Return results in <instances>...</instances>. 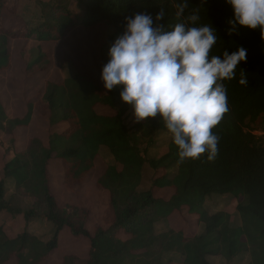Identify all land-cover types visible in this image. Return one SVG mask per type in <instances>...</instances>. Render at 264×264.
Here are the masks:
<instances>
[{"label": "trees", "instance_id": "1", "mask_svg": "<svg viewBox=\"0 0 264 264\" xmlns=\"http://www.w3.org/2000/svg\"><path fill=\"white\" fill-rule=\"evenodd\" d=\"M36 2L42 4L43 19L32 26L12 29L0 23V73L12 66L10 39L58 41L76 28L91 33L100 26L113 27L103 42L107 45L122 35L125 17L137 13L155 18L163 9L165 16L158 23L174 25L175 6L182 0H76L75 6L69 0ZM187 2L185 15L193 10L199 13L196 26L212 24L217 30L219 39L213 55L224 49H246V61L237 68L236 78L225 81L229 111L212 129L219 137L214 160L209 161L205 153L198 160L180 162L172 138L165 154L146 158L159 132L167 131L163 120L157 116L129 126V108L116 103L122 86L110 91L104 88L101 72L107 63L105 58L98 64L96 76L86 52L65 57L62 63L71 64L72 74L48 79L41 98L27 101L23 112H12L0 97V131L10 136V147L2 158L0 215H22L28 226L39 218L55 225L48 240L27 228L9 237L0 225V264H73L71 254L63 255L57 263L52 261L65 230L88 240L90 264H211L210 256H222L225 264H234L235 258L246 254L251 258L249 264H264V136L253 133L264 130V38L259 28L247 26H238L229 34L228 22L234 19V13L225 0ZM9 4V0H0V9ZM48 57L39 48L36 58L27 62V70L45 71ZM240 71H245L246 85L239 83ZM101 107L109 112L101 111ZM36 113L58 131L46 139L31 135L26 147L16 149V132L28 131ZM102 147L110 150L115 161L107 162L102 172L94 174L96 186L108 192L109 201L103 214L104 226L91 229V207L75 201L59 203L51 186L50 166L53 160L58 162L56 177L67 188L81 187L99 158L105 159ZM145 163L154 170L152 187L140 189ZM8 179L14 184L11 199L6 197ZM164 188L172 190L168 200L156 196L155 190ZM213 192L240 199V225L231 223L228 212L212 213L209 209L199 211L194 220L203 226L199 233L187 234L171 224L170 217L183 206L202 205ZM17 197H31L33 205L23 209L13 203ZM164 222L169 228L158 231ZM171 252L182 257L180 263L166 258Z\"/></svg>", "mask_w": 264, "mask_h": 264}, {"label": "clouds", "instance_id": "2", "mask_svg": "<svg viewBox=\"0 0 264 264\" xmlns=\"http://www.w3.org/2000/svg\"><path fill=\"white\" fill-rule=\"evenodd\" d=\"M234 13L229 34L238 26L259 28L264 38V0H225ZM176 23H158L165 16L137 13L125 17V29L108 51L101 79L106 90L122 86L123 102L133 109L134 120L162 119L178 147L180 162L217 154L219 137L212 131L229 111L225 81L236 78L237 68L246 61V49L213 55L218 43L211 24L196 26L197 10L185 15L187 0L176 6ZM169 28L171 30H169ZM239 83H248L245 71Z\"/></svg>", "mask_w": 264, "mask_h": 264}, {"label": "rangeland", "instance_id": "3", "mask_svg": "<svg viewBox=\"0 0 264 264\" xmlns=\"http://www.w3.org/2000/svg\"><path fill=\"white\" fill-rule=\"evenodd\" d=\"M8 7L0 9V23L5 26H11L12 29H17L24 24L32 26L34 23L43 19L42 4L36 0H9ZM48 2L49 0H42ZM72 6H75L76 0H69ZM113 27L105 28L100 26L91 33L82 32L79 29H74L64 39L58 41L40 42L36 38H18L10 39L9 47L12 52V66L10 69L0 73V97L6 103L7 108L13 111L23 112L26 108V103L29 100L37 101L41 98L45 83L48 79L58 80L64 76L72 74L71 64L63 62L65 57H77L79 51L90 55L89 66L94 75H98V64L103 62V58L108 62V51L114 43L103 45L108 34H112ZM39 48L45 50L48 54V64L45 71L34 72L27 70V62H31L36 58ZM78 50V51H76ZM61 65L59 69V66ZM62 71V72H61ZM71 73V74H70ZM160 120V119H158ZM127 124L130 125L128 118ZM58 131L57 127H51L47 119L40 117L36 113V118L28 131H17L15 144L16 149L21 150L26 147L28 137L31 135L39 136L46 139L51 133ZM10 136L5 132L0 131V179L2 178V158L10 147ZM149 148V147H148ZM11 151V150H10ZM101 154L105 159L99 158L91 177L81 187L69 189L57 179V161H52L50 172L52 176V190L56 194L60 204H65L68 201L80 202L83 205L92 208L88 225L91 229L96 226H104L103 214L107 208L109 194L106 190L96 186L95 175L102 172L107 162L114 163V157L107 147L101 148ZM161 155L156 152L155 155L150 151L145 153L146 158ZM143 168V178L140 189H149L152 187L154 170L148 163H145ZM95 174V175H94ZM6 197L11 199L14 193V184L11 179L7 181ZM156 196L168 200L172 195V190L168 188L156 189ZM240 199L232 194H219L217 192L209 193L202 205L199 206H183L178 212L170 217L171 224L176 229H184L187 234L199 233L203 230V226H199L197 221L199 211L209 209L212 213L217 211L228 212L231 216L233 225H240L242 217L237 209V204ZM34 199L31 197H17L13 203L21 206L23 209H29L33 205ZM12 221V222H11ZM0 225H3L9 237H15L17 234L27 228L30 232L39 236L43 240H48L53 236L55 225L48 222L46 219L39 218L33 221L29 226L22 216H12L5 212L0 215ZM28 226V227H27ZM167 222L160 223L158 231L168 229ZM61 242L59 248L53 255L52 261L57 263L65 254L74 256L73 264H90L88 262V240L77 238L69 231L61 232ZM166 258H174L176 263H180L182 257L175 253H167ZM211 264H225L227 260L222 256H210ZM251 258L249 254L244 257H237L233 260L234 264H249Z\"/></svg>", "mask_w": 264, "mask_h": 264}, {"label": "crops", "instance_id": "4", "mask_svg": "<svg viewBox=\"0 0 264 264\" xmlns=\"http://www.w3.org/2000/svg\"><path fill=\"white\" fill-rule=\"evenodd\" d=\"M116 103H117L118 107H128L129 108V111L126 115V118H128V121L130 122L129 126H133L136 121L134 120L133 109L131 108V106L128 105L127 103L123 102L121 100L120 96L117 98ZM100 110L103 112H106V113L109 112L107 110V108H103V107H101ZM171 138H172L171 133L168 130L167 131H160L158 134V137H156L154 143L150 146V148L148 150L153 155H155L156 152H160L161 155H158L157 157L156 156H152V157L158 158V157H161L163 154H165L168 151V142ZM18 216H22V215H18Z\"/></svg>", "mask_w": 264, "mask_h": 264}, {"label": "built area", "instance_id": "5", "mask_svg": "<svg viewBox=\"0 0 264 264\" xmlns=\"http://www.w3.org/2000/svg\"><path fill=\"white\" fill-rule=\"evenodd\" d=\"M253 133L258 135V136H264V130H255V131H253Z\"/></svg>", "mask_w": 264, "mask_h": 264}]
</instances>
